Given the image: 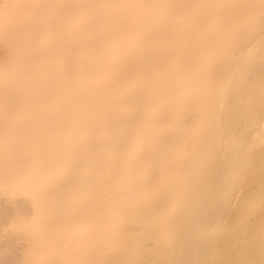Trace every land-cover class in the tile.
<instances>
[{"label": "bare ground", "instance_id": "bare-ground-1", "mask_svg": "<svg viewBox=\"0 0 264 264\" xmlns=\"http://www.w3.org/2000/svg\"><path fill=\"white\" fill-rule=\"evenodd\" d=\"M0 264H264V0H0Z\"/></svg>", "mask_w": 264, "mask_h": 264}, {"label": "rangeland", "instance_id": "rangeland-1", "mask_svg": "<svg viewBox=\"0 0 264 264\" xmlns=\"http://www.w3.org/2000/svg\"><path fill=\"white\" fill-rule=\"evenodd\" d=\"M0 48L3 49L2 46H0ZM11 62H12L11 60H9L8 58H3V55L0 54V69H4L5 67L11 68L12 66Z\"/></svg>", "mask_w": 264, "mask_h": 264}]
</instances>
